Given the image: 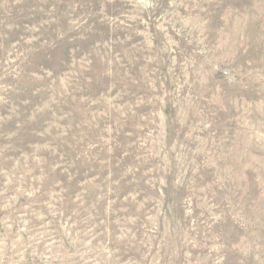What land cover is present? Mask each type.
Returning <instances> with one entry per match:
<instances>
[{
    "label": "rangeland",
    "instance_id": "obj_1",
    "mask_svg": "<svg viewBox=\"0 0 264 264\" xmlns=\"http://www.w3.org/2000/svg\"><path fill=\"white\" fill-rule=\"evenodd\" d=\"M0 264H264V0H0Z\"/></svg>",
    "mask_w": 264,
    "mask_h": 264
}]
</instances>
